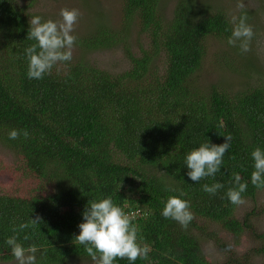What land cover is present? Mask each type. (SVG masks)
Returning <instances> with one entry per match:
<instances>
[{
    "label": "trees",
    "instance_id": "trees-1",
    "mask_svg": "<svg viewBox=\"0 0 264 264\" xmlns=\"http://www.w3.org/2000/svg\"><path fill=\"white\" fill-rule=\"evenodd\" d=\"M35 3L0 0V144L16 156L23 187L0 193V260L13 258L5 243L16 235L13 227L40 216L42 223L19 233L26 248L38 247L37 264L92 261L75 240L78 226L91 200L111 197L126 213L147 212L133 223L151 251L134 264H213L199 240L219 242L216 233L206 232L208 223L236 238L252 235L258 246L253 252L264 264V233L248 216L236 218L238 205L226 195L236 187V173L248 184L245 200L263 190L251 183V153L264 150V82L234 90L227 82L205 86L199 81L209 43L228 41L232 34L231 15L202 0H178L171 16L164 13L163 0H123L119 29L96 18L98 26L78 37L79 56L43 79H29L25 49L36 43L27 39L29 21L37 16L31 11ZM240 16L250 25L249 13ZM135 25L148 39L147 45L138 44L139 54L131 49ZM238 44H228L231 54L219 53L216 63L225 58L241 73L245 60L263 76ZM114 48H123L130 61V69L118 75L87 57ZM13 129H27L29 137L10 139ZM229 135L221 170L193 182L187 154L204 143L223 144ZM217 182L224 187L216 195L203 191L204 184ZM171 196L190 201L194 219L187 229L162 215ZM231 255L235 264H250V254Z\"/></svg>",
    "mask_w": 264,
    "mask_h": 264
},
{
    "label": "clouds",
    "instance_id": "clouds-1",
    "mask_svg": "<svg viewBox=\"0 0 264 264\" xmlns=\"http://www.w3.org/2000/svg\"><path fill=\"white\" fill-rule=\"evenodd\" d=\"M245 4L238 0L237 8L243 9ZM61 19H48L42 21L40 16L31 17L30 29L27 39L36 43L25 49L28 58L27 76L29 79H43L50 75L53 68L70 62L73 58V49L78 37L74 35L75 27L82 15L78 9L62 8L59 13ZM246 16L231 15L230 23L234 26L227 43L230 46H238L242 53L250 51V44L255 35L252 26L246 23ZM21 134L25 139L29 137L27 129H13L9 133L10 139H19ZM223 144L204 143L193 149L186 156L185 164L189 169L187 175L193 182H199L208 177H215L221 170L223 158L231 147L232 137L225 136ZM251 157L254 161V171L251 173V183L259 189H264V150L256 147ZM236 187L229 188L226 195L234 205H243L246 200L243 193L247 191V182H241L239 173L234 174ZM222 183H214L211 186L203 185V191L210 195H216L222 189ZM167 190V189H166ZM187 195L184 192L180 196ZM162 215L165 219H172L187 229L194 219L190 201L178 196L168 198ZM84 222L79 224V235L75 240L85 246V251L91 257L94 264H114L117 259H127L134 262L137 259H148L151 248L143 242L138 235L139 228L133 223L135 213L128 214L123 208L116 205L111 197L99 201L91 200L83 212ZM42 223V218L37 216L26 223H21L18 228L13 227L16 235L8 237L6 245L11 249V255L17 264H37L36 253L39 250L35 244L25 247L19 242V233L28 228H35ZM25 241L30 239L24 235Z\"/></svg>",
    "mask_w": 264,
    "mask_h": 264
},
{
    "label": "rangeland",
    "instance_id": "rangeland-1",
    "mask_svg": "<svg viewBox=\"0 0 264 264\" xmlns=\"http://www.w3.org/2000/svg\"><path fill=\"white\" fill-rule=\"evenodd\" d=\"M202 1H206L215 11L221 10L238 17L243 12L251 15L249 23L255 35L250 51L243 53V58H248L255 63V66L263 76L258 75L257 71L247 68L245 60L239 65L243 69L241 73L234 72L228 63H226L225 58L221 59L222 64L218 65L216 59L219 53H231L227 51L229 46L226 40H212L209 43L207 60L199 74V81L205 86H209L211 83L227 82L229 85H234V90L262 84L264 82V0H242L245 4L243 9L237 8L238 0ZM177 2L178 0H163L162 7L164 13L171 16ZM62 8L78 9L81 12L82 15L73 33L77 37L83 36L85 32L91 31L92 28L95 29L98 26L95 24L96 18H103L111 27L117 29L123 24V0H36L31 11L35 15L40 16L42 21L48 19L59 20L61 19L59 13ZM137 26L133 27L130 40L131 49L139 54L138 44L147 45L148 39L146 35L140 34ZM79 53L80 48L76 43L73 55L79 56ZM87 57L98 68L112 74L118 75L130 69V61L123 48L95 51L91 52ZM16 162L17 158L14 153L0 144V163L5 167L2 170L0 167V193L22 190L23 187L21 182L19 184V177L16 171ZM246 216H248L250 222L254 225L255 230L264 233V189L254 199H247L245 204L238 205L236 218L243 221ZM207 226L206 232L216 233L219 242L208 240L205 236H199V240L201 241L204 253L213 264H235V259H233L231 254H235L234 256L237 258L250 254V264L263 263V258L255 255L253 252L258 246L252 235L244 233L236 238L228 234L219 225L208 223ZM221 247L224 248L221 249ZM0 264H17V262L13 257L8 261L0 260ZM66 264H94V262L86 259H69Z\"/></svg>",
    "mask_w": 264,
    "mask_h": 264
},
{
    "label": "built area",
    "instance_id": "built-area-1",
    "mask_svg": "<svg viewBox=\"0 0 264 264\" xmlns=\"http://www.w3.org/2000/svg\"><path fill=\"white\" fill-rule=\"evenodd\" d=\"M135 213V219L141 218L144 215H147V212L142 209L133 210L128 214Z\"/></svg>",
    "mask_w": 264,
    "mask_h": 264
}]
</instances>
